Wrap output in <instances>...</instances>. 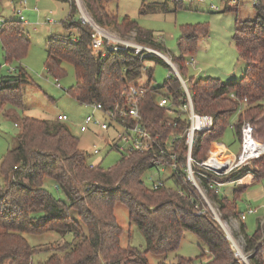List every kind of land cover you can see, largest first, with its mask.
Returning a JSON list of instances; mask_svg holds the SVG:
<instances>
[{"label":"trees","instance_id":"16d2710c","mask_svg":"<svg viewBox=\"0 0 264 264\" xmlns=\"http://www.w3.org/2000/svg\"><path fill=\"white\" fill-rule=\"evenodd\" d=\"M108 1L83 0L84 8L98 24H112L122 34L133 30L137 42L160 50L163 44L153 38L150 31L141 29L128 17L118 21L115 14L106 9ZM68 2V17L61 21L66 32L51 34L46 42L47 72L56 78L62 77L65 74L62 64H71L75 82L66 91L80 103L99 102L103 108L112 107L120 98L123 86L133 83L143 72L144 58L135 55L130 48L95 54L90 45L92 28L74 19L77 7L73 1ZM254 8L253 18L236 19L232 36L245 63L240 80L223 82L211 76L185 79L194 109L209 113L214 119L210 129L197 134L192 150L197 161L203 160L212 142L219 140L233 113L237 114L233 127L239 140L242 122L246 120L254 125L264 114V0H256ZM222 10L237 11V4L227 3ZM206 34L205 27L199 24L181 25L177 38L179 55L174 57L180 75H186L185 58L195 53L198 42ZM0 42L6 61L17 60L25 54L29 39L18 17L4 18L0 22ZM146 70L151 74L152 68ZM26 80L27 73L20 65L14 72L1 76L0 107L8 103L22 109L21 85ZM162 86L175 113L169 114L158 105L155 96L158 88L150 83L142 86L146 94L140 103L145 120L152 122L150 131L161 135L155 150L168 134H179L188 124L185 113L177 108L185 98L178 78L171 75ZM231 92L235 99L230 96ZM244 97L246 100L240 102ZM16 125L19 126L16 145L9 147L0 160V264H30L32 255L44 249L49 251L45 264H146V251L165 254L177 248L183 229L193 232L207 249L209 257L201 259L205 254L202 249L197 264H246L234 255L225 231L206 201L185 178L179 166L186 155L182 139L173 147L179 164L170 178L176 186L162 185L153 189L141 178L144 171L152 167L150 150L121 155L107 168L100 163L89 167L91 158L78 146L77 137L63 120L22 115ZM165 159L168 167L171 159ZM252 165L253 178L264 175V154L254 158ZM246 170L247 167L242 166L215 177L226 181ZM46 181L52 183L61 196L52 194L45 186ZM204 185L222 219L240 214L236 199L244 186L235 188L233 198L227 199L220 190L209 187L207 180ZM116 202L127 206L130 222L136 223L143 233L145 252L120 245L122 228L114 216ZM240 229L249 264H264V220L256 224L251 234L244 231L243 223ZM48 231L57 232L58 238L47 248L32 245L26 238L27 234ZM66 236L70 239L66 240ZM187 263L195 264L192 259L183 257L175 264ZM158 264L165 262L160 260Z\"/></svg>","mask_w":264,"mask_h":264},{"label":"rangeland","instance_id":"374dc122","mask_svg":"<svg viewBox=\"0 0 264 264\" xmlns=\"http://www.w3.org/2000/svg\"><path fill=\"white\" fill-rule=\"evenodd\" d=\"M68 1H73L76 7L78 4L84 9L83 0H25V8L22 14L25 22L21 20L23 25V33L29 39V44L25 54L12 61H6L4 58V50L0 42V78L9 73V68L20 65L27 73V80L21 85V99L23 107H17L8 103L0 107V160L6 153L7 149L16 145V135L19 131L18 123L22 115H28L36 118L54 120L59 114L65 113L68 116L63 123L77 137L78 146L83 149L88 158L96 159L100 157V166L107 168L115 164L121 157V150L115 145H109L105 139L114 138L113 129L100 130L88 129L80 131V122L83 117L91 111V108L74 99L66 89L74 84L75 75L71 64L64 62L62 65L65 74L62 77H55L47 72L46 69V42L51 34L65 33L66 30L62 26L61 21L68 17ZM212 3L218 6L215 10L210 7L208 0H109L106 2V9L115 14L118 21L123 17H128L135 21L137 25L143 29L150 31L153 38L161 40L163 44L159 51L170 56L174 63V57L179 55L177 38L180 34V27L184 24H199L204 26L207 34L198 42V48L192 55H188L186 60V75L181 74L185 80L190 76L194 77H217L221 81L229 80L239 81L245 69V63L240 58L235 42L232 38L236 19L253 18L256 14L253 0H212ZM237 4V11H223L225 4ZM11 0H0V18H17L18 16L12 12ZM37 6L38 12L34 11ZM141 9L144 11L142 12ZM52 11V13H48ZM52 17L53 23H48L47 18ZM74 19H79V12L74 14ZM102 26V25H101ZM108 35L122 39H135V31L130 30L122 34L115 26L103 25ZM191 58L194 60L192 61ZM192 61V62H191ZM143 72L137 80L140 86H150L158 88V99L165 94V88L162 86L171 74L174 76V70L170 65L165 63L161 56L144 58ZM177 64V63H176ZM152 68L151 74L146 68ZM56 81L61 87L56 86ZM97 116L104 120H108L101 112L96 113ZM237 122V114L233 113L229 118V123L223 130L218 141L223 142L229 151L236 156L240 151V140L235 134L233 127ZM253 137L264 142V114L256 120L254 124ZM213 143V142H212ZM99 149V153L93 157L91 155L93 148ZM171 168L166 167L163 171H158L151 167L144 171L141 178L144 183L148 184V177L153 175L154 178L159 177L163 180L166 188L175 187L170 174ZM263 183H264V177ZM1 181V178H0ZM46 188L55 196H61L57 192L55 186L47 182ZM178 189H180L178 187ZM221 195L227 199L233 198V190L230 185L219 188ZM182 192V190H181ZM208 200L217 207L212 198L206 193ZM261 210H264V201L261 204ZM238 210L244 208L242 197L236 199ZM260 212H263L261 211ZM247 214L244 220L245 232L251 234L255 229V223L261 213ZM128 208L122 202H116L114 206V216L116 222L122 228L119 243L122 247L132 246L141 252H145V238L136 223L130 222ZM220 213V212H219ZM227 218V217H226ZM228 220V227L235 242L241 247L244 246V235L240 229L239 223ZM182 237L177 248L169 250L165 254H155L145 252L146 264H158L160 260L165 264H175L179 257L192 259L197 264L201 257L202 249L204 255L207 256V249L198 239V237L190 230L183 229ZM26 238L32 245H41V248H47L55 239L58 233L48 231L42 234H27ZM66 240L70 236L65 237ZM244 251V250H243ZM245 252V251H244ZM49 251L38 250L31 258L30 264H45Z\"/></svg>","mask_w":264,"mask_h":264},{"label":"built area","instance_id":"2783aa9c","mask_svg":"<svg viewBox=\"0 0 264 264\" xmlns=\"http://www.w3.org/2000/svg\"><path fill=\"white\" fill-rule=\"evenodd\" d=\"M211 8L217 10L218 6L212 3V0H208ZM254 2L256 0H253ZM25 0H17V4L13 6V12L18 16L20 20L24 21L22 10ZM79 21L82 24H88L92 28L90 45L95 54L105 55L108 51H119L126 50L128 48L138 55L140 58L161 56L165 63L169 64L171 69L174 70V75L180 82V88L185 98L177 108L185 113L188 124L186 125L183 132L179 134L170 133L163 140V144L159 145L155 150L156 143L161 138L160 133L152 132L151 121L145 120V117L141 113L140 103L146 89L142 86H138L133 83H128L123 86L120 98L112 107L103 108L99 102H84L83 104L90 107L89 111L80 122V131H86L88 129L107 130L112 128L114 132V138H107L105 141L109 145H115L121 150V155H127L134 151H152V167L155 168L158 173L163 171L167 166L166 157L170 160L168 168L176 172L178 170V154L174 151L173 147L178 139H182V143L186 148V155L184 163H181V169L185 173L187 178L199 191L201 196L206 201L208 208L213 214V217L219 222L227 239L230 241L234 255L240 258L244 263L249 264L248 254L243 251L241 245L234 241L229 227L228 222L223 220L220 216L219 210L210 203L207 198L206 192L207 187L204 185V180L208 181L209 187L214 188L215 191H219V188L227 183L226 181H219L215 175H224L232 170H236L242 166H246L247 170L245 173H250L253 176V165L252 160L258 158L264 154V142H260L253 137L254 125L249 121H243L240 126V151L236 156H233L230 160L228 157L224 158L226 148L222 145L218 151L215 152L216 158H222L225 161L222 166L215 164L210 161L212 156L211 148L216 145L211 144L208 148L207 155L203 160H195L192 156V150L196 143V137L198 132L210 129L213 126V116L209 113H199L194 109V105L191 98V93L187 87L186 80L182 78L179 73L178 65L172 61L170 56L161 53L159 50L151 47L147 44H142L136 41V39H122L108 35L103 27L98 24L91 15L78 4ZM3 17L0 18V22L3 21ZM47 22H53V19L47 17ZM161 41V40H158ZM193 61L194 59L191 58ZM191 61V62H192ZM15 68H9V72H13ZM171 74L167 76L170 77ZM56 86L61 87L58 81ZM232 98H236L234 92L230 93ZM246 98H242L240 102H244ZM159 106L165 108L169 114L175 113L173 109L174 105L171 103L167 96H160L157 99ZM97 112H101L103 116L107 117L109 121L104 120L96 115ZM60 120L66 121L68 116L65 113H61L57 117ZM168 124L174 125L175 122H168ZM99 153V149L94 147L91 155L93 157ZM101 161L100 157L91 159L89 161V167L96 166ZM198 166L199 168H197ZM220 170V171H219ZM244 173V174H245ZM244 174L239 175L235 180H239ZM148 185L155 189L159 186L164 185V182L159 177L154 178L153 175L148 177ZM256 208L248 207L245 211L239 214L240 219H244L247 214L254 213ZM201 210L198 211L200 213ZM190 264V263H187Z\"/></svg>","mask_w":264,"mask_h":264},{"label":"crops","instance_id":"0c3cea01","mask_svg":"<svg viewBox=\"0 0 264 264\" xmlns=\"http://www.w3.org/2000/svg\"><path fill=\"white\" fill-rule=\"evenodd\" d=\"M11 1H12L13 6H15L17 4V0H11ZM34 1L36 3L38 0H34ZM13 6H12V12H13ZM34 11L38 12L37 6L34 7ZM48 13H52V11H48ZM13 14H14V12H13ZM68 14H69V2H68ZM46 18H47V16L45 17V19ZM50 18H52V17H50ZM23 22H25V20ZM53 22H54V19H53ZM53 22H51V23H53ZM111 25L112 24L107 25V26H111ZM103 29L105 30L104 27H103ZM13 68H15V67H13ZM13 72H14V70H13ZM14 124H16V123H14ZM214 143L215 144H221L226 148V152H225L224 157L225 158L228 157V160H230L234 156L232 151H229V148L223 142L213 141L212 144H214ZM263 177H264V175H262L258 178H253V176L250 173H245L239 180H235V178L229 179L228 182L224 183L221 187H223L225 185H230L231 189L234 190L238 186H241V185L244 186L241 189V193H240V197H242L243 201H244L243 210L245 211L248 207H254V208H256V211L254 213H259L262 208L258 204H261V202L263 203V201H264V183H263V179H262ZM241 211L242 210H239L240 213H241ZM261 211H263V212H260L261 215L257 217L255 225L259 221L264 220V210H261ZM251 214H253V213H251ZM227 218L229 220H233L234 222L236 221V223H239V225H241V223H243V225L245 226L244 220L246 217L243 220L240 219L239 215H230ZM227 218H225L223 220L228 222ZM208 257H209V255L205 256V258H208Z\"/></svg>","mask_w":264,"mask_h":264},{"label":"bare ground","instance_id":"6f19581e","mask_svg":"<svg viewBox=\"0 0 264 264\" xmlns=\"http://www.w3.org/2000/svg\"><path fill=\"white\" fill-rule=\"evenodd\" d=\"M220 148H222L221 144H216L211 148V152L213 153L210 157V161H213L215 164H218L219 166H222V164L225 162L222 158H216L215 152L218 151ZM225 158V157H224Z\"/></svg>","mask_w":264,"mask_h":264},{"label":"water","instance_id":"95a60500","mask_svg":"<svg viewBox=\"0 0 264 264\" xmlns=\"http://www.w3.org/2000/svg\"><path fill=\"white\" fill-rule=\"evenodd\" d=\"M220 171V170H219Z\"/></svg>","mask_w":264,"mask_h":264}]
</instances>
